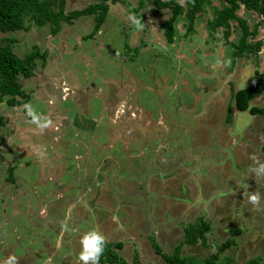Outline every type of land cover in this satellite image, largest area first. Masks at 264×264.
<instances>
[{
    "label": "crops",
    "instance_id": "0c3cea01",
    "mask_svg": "<svg viewBox=\"0 0 264 264\" xmlns=\"http://www.w3.org/2000/svg\"><path fill=\"white\" fill-rule=\"evenodd\" d=\"M185 1L174 0L182 7ZM91 5L106 7L103 21L95 31L98 11L70 19L68 23L61 21L54 35L50 33L49 24L41 26L50 33L52 47L43 63L40 59L34 61L33 73L37 75L39 92L50 88L52 81L56 84L54 92L50 88L55 99L47 100V105L50 106L51 102L52 107L43 116L51 121L49 127L40 131L25 112L21 114L22 104L7 107L9 110L13 108L18 117L1 115L8 119L9 132L0 137L3 141L0 145V264L9 255H16L19 264H79L80 237L93 228L106 236L107 245L120 244L112 251L125 264H132L134 259L138 264H162L160 256L153 252L151 240L162 253L171 254L183 239L182 229L180 241L174 240L173 244L168 240L163 242V237L172 235L176 228L173 227L175 217H191L188 215L199 208L198 204L192 206L199 194L206 200L211 193L219 192L217 185L198 175V168L214 162H220L221 166H227V162L228 166L238 163L250 166V154L264 157L260 152L264 146V119L260 115L235 110L231 98L232 93L247 86L256 72H264V65L262 71L252 70L248 65L238 71L235 68L230 73L231 63H227L228 58L224 54L216 56V52L203 49L216 51L215 45L225 49L231 42L233 27H236V22L229 23L231 32L226 38L223 36L224 28L207 30V23L212 19L209 7L219 9L217 0H209V5L205 4L196 15L192 30L199 27L197 30L205 34L199 35L197 41L191 37V45L181 39L189 36L183 27L182 16L175 21L171 41L166 39L161 25L169 18V9L154 10L152 0H64V13L81 11ZM240 9L245 11L242 7L238 11ZM205 13L208 16L201 17ZM130 15L141 21L142 29L136 30L132 26ZM116 20L122 27L119 31L122 45L117 43L119 36L112 35L115 28L112 21ZM32 26L37 31L41 28ZM102 37L109 40L106 39L110 59L115 58L114 46H120L123 51L117 63L114 58L106 62L112 66L111 73L102 67L93 71L91 82L83 83L85 73L71 72V69L68 75L62 69H55V75L54 71L50 72L63 55H70L73 63L96 69L91 53L96 57L101 55L99 47L107 46ZM82 42H89L91 53L83 52ZM38 47L36 44L29 50L25 48L22 56L18 57L23 58L31 48L41 54L43 50ZM128 59L130 66L137 62L139 65L149 64V84L142 81L144 67L138 76L120 64ZM242 59L246 57H233L235 61ZM246 67H249L251 76L245 85H241L244 79L240 83V75ZM27 80L19 79L25 94H28L25 89ZM139 89L152 99L150 106L140 103L136 96ZM91 98L99 101L100 113L99 117L91 118L93 124L87 118L91 111ZM228 106L231 121L225 123ZM248 107L263 108L264 94L250 100ZM258 116L263 123L262 120L256 123ZM77 120L78 125L75 124ZM124 124H127V129L122 131ZM4 138L6 141L14 139L16 142L11 146L16 156L27 158L34 165L35 176L31 184L22 180V187L17 182L12 186L16 168L24 166H11L4 159ZM212 146H220L217 154L221 161L213 156L215 148ZM70 147L77 149L71 158L65 154ZM136 155H141L137 158L141 160L139 165H143L140 168L145 166L149 170L143 179L138 177L143 169L134 165ZM186 156L190 159L185 162ZM206 157H210V161H205ZM67 160L73 163L67 165ZM191 169L194 179L188 174ZM223 169L226 172L222 177L233 179L236 176L246 181L234 167ZM248 183H243L247 189ZM8 209L11 211L4 214ZM113 217L118 219L114 221ZM12 219L19 220V223L23 220L30 228L16 226L13 222L5 228ZM198 219L202 218L196 217L183 228ZM180 254L191 256L182 254V248Z\"/></svg>",
    "mask_w": 264,
    "mask_h": 264
},
{
    "label": "rangeland",
    "instance_id": "374dc122",
    "mask_svg": "<svg viewBox=\"0 0 264 264\" xmlns=\"http://www.w3.org/2000/svg\"><path fill=\"white\" fill-rule=\"evenodd\" d=\"M209 8L211 9L210 12L212 13L213 7H209ZM207 16L205 13L201 17L206 18ZM237 16L245 20V23L247 24L248 28L251 31L253 30V27H255L256 35L252 38H249L248 42L250 43L259 42L260 47L256 53L248 54L247 56H245L246 59L237 60V61L233 60V55H232V53L234 52L233 46L237 43L238 38L240 36V32L236 27H233L232 35L230 38L231 42H228L226 44L227 46L225 49H222L221 47H219L220 45L218 47L216 45L214 46L216 47L215 49H217L216 51L212 48H207V49L203 48V49L204 51L207 50V52H211V53L216 52V56H219V53L224 54V56L228 58L227 63L229 64L231 63V70H229L230 73H233L235 68H236V71H238L239 69H242L243 67L248 66V65H250L252 70L254 68H257V70L262 71L263 65H264V24H261L256 27V24L261 20V17L256 15L255 13L243 11L241 9L237 12ZM183 20L185 22L184 18ZM200 20L203 21L202 18ZM112 23H115V26H114L115 28H114L112 35L118 37L119 31H121V28H122V27H119L120 21L116 20V22L112 21ZM25 25L28 26V29L26 31L25 30L17 31L12 34H8V35L0 33V45L4 43L3 41L5 38H14L16 43L13 44L12 48H13V51L17 54V56H22V53L24 52L25 48H27L26 50H29V47L34 46L36 44L39 45L38 48L43 50L42 53L46 52L45 54L48 55L49 53L48 50L51 49L52 43L50 41L51 36L47 28L46 27L39 28L38 29V31L40 32L39 33L37 30H35V28L32 25L27 24V23H25ZM185 26H186V22L183 24V27ZM197 29L195 31L192 30L191 33H189V36L187 35L188 38L187 37L181 38L185 44L191 45L192 43L191 37H194L195 41H197L198 40L197 37L199 35L202 36L203 34H205L204 32H201ZM207 30H209L208 27H207ZM82 34H84V32ZM208 38H210V36ZM106 39L107 38H104V37L101 38V40H103V42H105V44H107L108 46L109 40L107 39L108 40L107 42ZM258 40H262V42ZM120 41H123V38L121 36H119L117 43H119V45H122ZM70 43L73 44V41L71 40ZM75 44L76 43L74 42V45ZM89 46H90L89 42L88 43L82 42L84 53H88V52L91 53ZM107 46L104 48H100L98 46L99 52L101 54L98 57H96L95 54L91 53V56L93 57L92 61L93 62L95 61V63L97 64L96 65L94 63L97 67L94 70L91 68H88L89 65L88 66L86 64L78 65L76 63H73V59L70 55H63L61 56L62 58H59V60H57V65H55L54 69H52L50 72L54 71L53 74L55 75L56 74L55 69L56 71L62 69L63 73L68 75V70L71 69V72H74L75 70L79 72V74L85 73L83 83L85 81L91 82V80H93L92 78L94 75L93 71H97V70L99 71L102 67H104L108 73H111L112 70L110 68H112V66L107 65L106 62L109 60H112L114 57L112 59L108 57L107 53L109 52V46L108 48ZM114 48H115L114 50L115 58L113 59V61L117 63L118 62L117 58L118 57L121 58V55H123V51L122 49H120L121 48L120 46L119 47L114 46ZM196 53L198 55L199 51H197ZM65 60H68V63H64ZM130 62L128 59L125 62L124 61L120 62V64H123L125 67L129 68L130 71L134 72L135 74H138V76L139 74L142 73L141 67H144L146 72L144 71V75H142V81H143V84H149L150 79L148 78V75H151L150 73H148L149 64L144 63V64L139 65V63L137 62V63H133V65L130 66ZM160 62L158 63L160 64ZM41 68H43V66ZM37 72L38 71H36L35 73ZM51 74L49 76H51ZM36 76L37 75L33 73V76L29 80L26 81V85L31 86L28 88H26L27 86L25 87L28 94L30 93V97L22 105L24 106L26 103H30L39 115L44 116L47 112H49L48 110L50 109V107H52L51 102L49 104L50 106L47 105V100L53 101L52 100L53 97H54L53 99H55V94L53 92L54 90H56V87H55L56 84H54V82L52 81V85L50 86V88L53 90V92L50 90V88L48 89L43 88L41 89V92H39L40 88H38L37 86L38 82H36ZM250 76H251V73H250L249 67H246L244 71L241 72L240 83L242 82V79L247 80V78H250ZM220 78L223 79L224 77L220 76ZM77 82H79V80ZM80 83L82 84L81 81ZM33 88H38V89L34 90ZM48 90H50L52 93L49 92ZM203 92L204 91H202V93ZM136 96L140 100V103L145 107L150 106V104L153 102L152 99L149 98L148 93L143 91L142 89L138 90V93ZM89 101L91 103V111L87 118L89 119V122L93 124L91 122V118H95V117L97 118L100 115L99 109H98L99 101L96 98H91L89 99ZM62 104H65L66 106L69 105V103L67 104L62 103ZM70 106L74 108V105H70ZM20 112L22 114L25 111L24 109H22ZM3 114H7L6 115L7 117L11 116L12 114L18 117V115L16 114V111L13 108L12 110L11 109L9 110L6 106L2 107V105H0V116ZM27 118L29 119L30 117H27ZM261 120L263 123V119L258 116L256 119V123L259 124ZM4 122H5V127L3 126L4 128L2 129L0 128V137L7 134V131L9 132V127H7L8 119L4 118ZM75 124L78 125V120ZM124 125L125 126H122V131L127 129V124H124ZM4 140L6 141V138H4ZM103 141H105V139H103ZM13 142H16V141L14 139L6 141L5 143L6 147L2 149V152H3L2 155L4 156V159L7 160L9 164H11V166H24L21 168L19 167L16 168L15 178H14L15 180L12 178V181H11L13 182L12 186H15L17 182L18 186L22 187L23 186V184L21 183L22 180H25L26 181L25 183L27 184L32 183V180L35 176V168L33 164H30L29 159L18 157V155L16 156L15 154L16 151H14L13 146H11ZM212 147L215 148V153L213 154V156L215 155L214 157H216L217 159H220L221 156L217 154V151L220 149V146H212ZM76 152H77L76 148L70 147L68 151L65 152V154L71 158L72 154ZM138 157L140 158L141 155L140 156L136 155V159H135L136 162L133 159L134 165L136 166L137 169H139L140 167H143V165L142 166L139 165V162L141 160L137 159ZM147 157H150V156H147ZM96 158H93V160H95ZM260 158H261V161L264 160L263 159L264 157H260ZM187 159H190V157L186 156L185 162L187 161ZM204 159L207 162L210 161V157H206ZM0 161H2L1 158H0ZM122 161L123 160L121 159V162ZM69 163L72 164L73 162L71 160L65 161V164L68 165ZM227 163H225L227 166H221L220 162H214L213 164H209V166H200L198 168L197 170L198 175L206 178L209 183H212L213 185H217L219 192L217 191V193L215 194L211 193L209 198L206 200L203 199L200 194L198 195L199 197L196 196V198L193 200L192 206H194L195 204H198L199 208L196 211H193L192 213L188 215L191 217L180 218V216L178 217L176 216L173 222V227H176V228H174L172 235L166 236L164 234L165 238L163 237V242H166L168 240L170 244H173L174 240L176 242L180 241L182 239L183 225H185L187 222L193 221L196 217H201L205 222L209 223L210 225V230L206 234L207 246L205 248L200 245H196L194 247L182 246V254L191 255L197 259L205 258L211 255L212 253H214L215 247L218 246L220 243L227 240L228 238H232L229 233L230 229H239L241 231L240 234L233 237L234 245H232L230 248L225 250L220 255V257H223V256L230 257L233 261V264H245L248 260L255 258V257H259L260 264H264V179L257 180L254 174H252L249 171V165L243 166L240 163H238L236 166H228ZM224 167L227 170H230L231 167L232 168L234 167V169L236 170V173L241 174L242 177L246 181L249 182L247 185L249 186V188L247 189L245 184H243L246 181L243 182L242 181L243 179L239 180L240 177L237 178L235 176L233 177V179L231 178L232 180L229 179L230 177H222L224 173L226 172L223 169ZM140 169H143V172L139 173L138 177L143 179L148 175L149 170H147L145 166L144 168H140ZM188 174L191 179H194L193 178L194 174L192 173V169L188 172ZM0 178L2 180V176ZM141 191L144 192V189L141 188ZM251 192L260 193L261 210L259 211L255 210L253 206L247 200L246 194L251 193ZM147 195L150 196V194H147ZM10 211L11 209H8V211H6L4 214L7 215ZM1 212H2V209H0V213ZM186 216H187V213H186ZM147 217H149V214ZM18 221L19 220L15 221L12 219L6 225L5 228H9L11 226L10 225L11 222H13L16 226H22V228H30V226L27 225V223H25L23 220H20V223ZM147 221H148V225L151 227V224H152L151 220L148 219ZM0 232H2V230H0ZM163 247L166 248L165 244L163 245ZM17 251H19V249H17Z\"/></svg>",
    "mask_w": 264,
    "mask_h": 264
},
{
    "label": "trees",
    "instance_id": "16d2710c",
    "mask_svg": "<svg viewBox=\"0 0 264 264\" xmlns=\"http://www.w3.org/2000/svg\"><path fill=\"white\" fill-rule=\"evenodd\" d=\"M106 1V0H102ZM114 1V0H112ZM219 9L212 10V19L207 23L210 31H217L224 28L223 36L226 38L230 34V22H236V28L240 32L237 43L233 46L234 58L245 57L248 54H254L258 51L259 42H248L249 38L256 35V29L251 31L245 20L237 16V11L242 7L247 12L255 13L261 17L256 27L264 24V0H217ZM154 10L160 8L169 9V18L161 25L164 35L168 41H171L173 26L177 18L182 16L185 19L186 34L192 31V23L196 15L200 13L209 0H186L184 7L171 1L162 2L152 0ZM56 9V10H55ZM98 11L95 17L94 31L103 21L106 7L103 5H91L81 11L64 13V0H0V33L12 34L19 30H27L25 23L41 27L45 24L50 25V33L54 35L59 29L61 21L69 22L81 15L93 14ZM4 43L0 45V104L6 107L18 106L25 103L29 96L25 94L19 84V79H28L33 76L34 61L40 59L43 63L46 54L39 53L35 48L23 58L18 57L13 51V44L16 43L14 38H5ZM259 94H264V72L255 73L246 87L232 93L233 107L239 112L248 111L249 115H260L264 119V107H248V102ZM20 99L21 101H18ZM231 110L228 106L224 122L230 123ZM4 124V118L0 116V127ZM264 135V125L262 127ZM3 141H0V145ZM264 154V146L260 148ZM209 223L198 219L194 224L187 225L183 228V239L175 246L171 254H164L158 245L151 240L153 252L160 256L162 264H233L228 256L220 255L234 245L233 237L240 234L239 229H230L229 233L232 238L220 243L215 247V252L211 255L197 259L192 256H182L180 250L183 245L194 246L199 243L200 246L206 247V234L209 232ZM120 244L106 245L105 252L100 259V264H125L112 251L113 248H119ZM132 264H138L134 259ZM245 264H260V258L255 257L248 260Z\"/></svg>",
    "mask_w": 264,
    "mask_h": 264
},
{
    "label": "clouds",
    "instance_id": "9594fccd",
    "mask_svg": "<svg viewBox=\"0 0 264 264\" xmlns=\"http://www.w3.org/2000/svg\"><path fill=\"white\" fill-rule=\"evenodd\" d=\"M129 19L136 30L142 29L143 25L141 21L134 15H130ZM23 107L26 115L30 117V122L35 124L40 131L49 127L51 121L39 115L30 103H26ZM249 159L252 161L249 171L254 174L257 180L264 179V161H261L255 153L250 154ZM246 195L248 202L253 208L257 211L261 210L260 193L251 192ZM117 219V217H113L114 221ZM79 243L81 246L78 255L79 264H100V259L108 243L106 236L101 231L93 228L82 234ZM3 264H19L18 257L16 255H9Z\"/></svg>",
    "mask_w": 264,
    "mask_h": 264
},
{
    "label": "flooded vegetation",
    "instance_id": "af4514ba",
    "mask_svg": "<svg viewBox=\"0 0 264 264\" xmlns=\"http://www.w3.org/2000/svg\"><path fill=\"white\" fill-rule=\"evenodd\" d=\"M30 78H31V77H30ZM30 78H28V79H30ZM247 81H248V80H244V81L241 83V85H245Z\"/></svg>",
    "mask_w": 264,
    "mask_h": 264
},
{
    "label": "water",
    "instance_id": "95a60500",
    "mask_svg": "<svg viewBox=\"0 0 264 264\" xmlns=\"http://www.w3.org/2000/svg\"><path fill=\"white\" fill-rule=\"evenodd\" d=\"M244 113L248 114V111L246 110V111H244Z\"/></svg>",
    "mask_w": 264,
    "mask_h": 264
}]
</instances>
